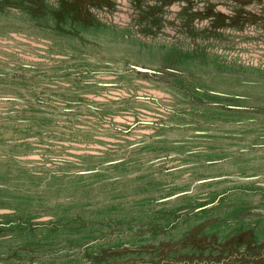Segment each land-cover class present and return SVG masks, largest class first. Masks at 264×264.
Returning <instances> with one entry per match:
<instances>
[{
    "label": "rangeland",
    "instance_id": "1",
    "mask_svg": "<svg viewBox=\"0 0 264 264\" xmlns=\"http://www.w3.org/2000/svg\"><path fill=\"white\" fill-rule=\"evenodd\" d=\"M0 264H264V0H0Z\"/></svg>",
    "mask_w": 264,
    "mask_h": 264
}]
</instances>
